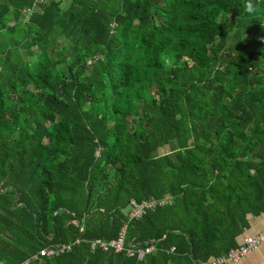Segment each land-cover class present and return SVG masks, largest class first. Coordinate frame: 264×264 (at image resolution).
<instances>
[{
  "label": "trees",
  "instance_id": "obj_1",
  "mask_svg": "<svg viewBox=\"0 0 264 264\" xmlns=\"http://www.w3.org/2000/svg\"><path fill=\"white\" fill-rule=\"evenodd\" d=\"M246 2L0 0V262L65 243L29 264H202L246 236L264 213V0ZM148 196L169 202L128 219ZM124 223L151 252L89 247Z\"/></svg>",
  "mask_w": 264,
  "mask_h": 264
},
{
  "label": "built area",
  "instance_id": "obj_2",
  "mask_svg": "<svg viewBox=\"0 0 264 264\" xmlns=\"http://www.w3.org/2000/svg\"><path fill=\"white\" fill-rule=\"evenodd\" d=\"M25 12H28L26 9ZM164 202H169L168 198H154L153 196H148L147 198L136 201L132 198L128 200L126 206V215L128 219L139 218L147 210L154 208L156 205H161ZM124 229L125 223L119 229L117 236L109 239L94 238L89 241V247L92 249L94 247H99L101 250L106 251L111 249L114 252L123 251L125 255H135L137 259H141L145 254L152 251L153 246L148 245L145 247H134L132 244L124 246ZM264 242V225L263 227L253 235L245 236L236 246L230 248L226 253L214 256L209 261L202 264H224L227 262H235L242 257L248 255L249 253L256 250L261 243ZM70 249V244L57 243L51 247H42L37 251V253L32 254L28 258H25L18 264H29L30 261L40 257V256H50L56 255L63 251H68ZM172 250V247L169 248ZM0 264H7L5 262H0Z\"/></svg>",
  "mask_w": 264,
  "mask_h": 264
},
{
  "label": "crops",
  "instance_id": "obj_3",
  "mask_svg": "<svg viewBox=\"0 0 264 264\" xmlns=\"http://www.w3.org/2000/svg\"><path fill=\"white\" fill-rule=\"evenodd\" d=\"M264 225V213L260 216L251 218L249 229L245 231L246 236L253 235L258 232ZM228 264H264V242L248 255L242 257L236 263L227 262Z\"/></svg>",
  "mask_w": 264,
  "mask_h": 264
},
{
  "label": "clouds",
  "instance_id": "obj_4",
  "mask_svg": "<svg viewBox=\"0 0 264 264\" xmlns=\"http://www.w3.org/2000/svg\"><path fill=\"white\" fill-rule=\"evenodd\" d=\"M244 7H245V11L249 15H254L257 11V6H256V4L253 3V0H247Z\"/></svg>",
  "mask_w": 264,
  "mask_h": 264
},
{
  "label": "rangeland",
  "instance_id": "obj_5",
  "mask_svg": "<svg viewBox=\"0 0 264 264\" xmlns=\"http://www.w3.org/2000/svg\"><path fill=\"white\" fill-rule=\"evenodd\" d=\"M166 149H167V148L164 147V150H166ZM162 151H163V149H162ZM166 151H167V150H166Z\"/></svg>",
  "mask_w": 264,
  "mask_h": 264
}]
</instances>
